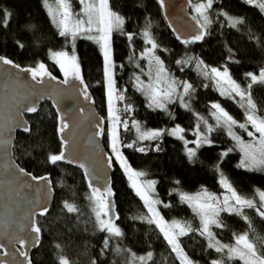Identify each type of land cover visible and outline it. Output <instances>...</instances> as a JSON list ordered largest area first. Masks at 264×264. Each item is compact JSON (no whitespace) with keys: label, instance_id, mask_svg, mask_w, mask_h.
I'll use <instances>...</instances> for the list:
<instances>
[{"label":"trees","instance_id":"trees-1","mask_svg":"<svg viewBox=\"0 0 264 264\" xmlns=\"http://www.w3.org/2000/svg\"><path fill=\"white\" fill-rule=\"evenodd\" d=\"M204 2L191 0L190 12L201 21L203 18L195 12V5ZM72 4L77 9L80 6L79 0H72ZM109 4L124 20L122 30H114L111 41L115 87L124 97L120 110L126 105L130 107V111L121 113L122 128L118 129L121 152L133 170L145 173L143 177L154 182L163 219L191 226L192 231L178 242L193 264H212L222 258L224 264H242L208 247L207 236L200 234L199 215L181 197L205 191L221 195L226 192L221 184L223 178L240 196L253 200L256 207L261 206L259 193L264 192V169L239 166L243 154L227 129L220 127L212 115L216 111L212 105L219 104L238 123H245L246 110L241 107L239 97L222 95L215 79L205 77L203 71L204 66L207 70L227 69L231 78L246 89L251 82L247 74L256 75L264 70V10L246 0H213L207 10L210 23L204 28L203 40L184 43L171 34L157 0H109ZM5 13H10L7 20ZM145 31L157 45L155 54L163 62L166 73L180 88L178 97L165 101V108L150 106L149 98L137 83L139 77L146 85L152 77L150 70L154 73V62L150 64L142 56L151 46ZM59 51L78 58L85 88L105 118L104 145L115 166L112 175L118 214L115 225L122 235L116 237L100 230L89 199L92 189L82 173L61 161L55 164L49 161L51 154L61 152V142L57 115L49 103H44L36 115L27 118L30 133H19L14 146L17 163L35 177L49 176L56 192L51 209L37 218L41 241L32 254V264H60L61 258H66L69 264H132V254L140 257L148 253H152V258L147 264H181L159 227L148 222L150 216L144 200L131 186L128 174L107 145L110 116L105 61L100 47L84 36L75 41L60 36L44 0H0L2 57L23 68L44 63L59 78V65L51 59L52 53ZM185 82L192 89L183 95ZM249 91L257 115L264 116V83H253ZM134 122H138L142 131L160 130L163 134L141 140ZM177 126L184 130L183 139L172 134L171 130ZM198 132L211 143L197 147L194 142L201 138ZM233 132L244 141L250 139L238 126L233 127ZM129 144L133 147H127ZM139 148L145 150L141 152ZM188 148H196L195 157H188ZM66 203L74 205L77 211L69 212ZM243 215L248 220L232 212H221L218 219L223 226L215 225L211 229L216 240L231 245L237 234L247 232L264 252V217L256 208H244Z\"/></svg>","mask_w":264,"mask_h":264},{"label":"snow or ice","instance_id":"snow-or-ice-1","mask_svg":"<svg viewBox=\"0 0 264 264\" xmlns=\"http://www.w3.org/2000/svg\"><path fill=\"white\" fill-rule=\"evenodd\" d=\"M54 2L55 7L49 4V0H44L49 15L52 17L53 22L59 29L60 36L65 38L70 37L72 41H75V39L79 36H84L87 39L94 40L101 46L105 61L104 71L107 78L108 110L112 121L111 148L115 154V159L128 174L131 186L144 200V203L148 208V212L151 213V217L148 222L154 223L159 227L160 232L163 233V236L167 243L171 246L172 251L180 258L181 264H193V262L183 252V249L180 247L178 242L179 236L186 235L189 231H192L191 226L178 221H173L169 224L162 216H160L155 206L161 202L153 199L149 194L152 190H154V182H142L140 177H143L145 173L133 170L127 163V160L120 149L118 127L121 124V120L118 114L119 110L116 108V102L123 100L124 97L119 93V90L116 89L113 78L114 65L111 58V36L114 30H122V26L124 24L123 18L111 10L109 0H79V4L81 5L79 12H74L72 10V0H54ZM159 2L163 6L165 0H159ZM246 2L248 4H255V6L264 10V0H246ZM212 4L213 0H206L204 3H198L195 5V12L199 17L203 18L201 21L197 19V17H193L194 20H197L200 29H204L206 25L210 23L207 16V10L212 7ZM9 17L10 13H5V20ZM204 35L205 33L203 31L198 32L193 37V40H201ZM144 36L147 38L151 48H149L146 53H143L142 56L149 57L150 64L154 60V74L150 70V76H153V79L152 82H149L147 85H145L139 80V77H137L139 90L147 95L151 102L150 106L154 105L157 108H165V101L171 100L177 91L176 81L170 80L167 77L163 62L158 57L154 56V50L157 45L151 39L150 33L145 31ZM131 38L132 35L129 34V39ZM188 42V40L184 41V43ZM52 58L59 65L64 74V79L61 81L62 84H69L70 77L83 83L78 58L74 54L70 55L66 51L53 52ZM0 62L19 68V65H14L12 60L6 59L2 56H0ZM199 66L200 65H198V67ZM204 68L205 70L203 71V75L205 77L215 79L216 85L219 86L221 94L228 95L233 99L239 97L241 107H244L246 110V122L238 123V121L219 104L212 105V107L216 110L212 113V115L215 117L218 125L227 129V134L232 137L243 154L239 166L248 170H254L257 168L264 169V116L257 115L256 104L253 102L249 91L253 83H264V70H261L259 75L248 73L247 76L250 78L251 82L248 84L246 89H242L240 85L231 78L227 69L221 72L217 68H211L210 70H207V66H204ZM25 71H29L31 73L33 80H35L37 84H43L45 82L44 77H50L53 80L55 79V77L51 76V73L48 72L44 63H40L37 67L32 69H25ZM165 84L167 87L163 86ZM191 89V84L186 82L183 84V91L185 94H187ZM55 94L58 95L59 93L57 92ZM85 99H89V97L85 96ZM185 106L187 107V105ZM24 111L34 113L37 111V107L33 104L26 107ZM124 111H130V107L126 105ZM60 120L61 127L59 131L63 133L68 127V124L64 122L63 117H61ZM134 125L139 133V139L141 140L155 139L163 134L160 130L142 131L138 122H134ZM249 125L253 131L248 130ZM234 126L244 129L247 132V135L252 139L244 141L240 136L233 132ZM124 127H128L126 122H124ZM23 130L25 132L30 131L26 125H24ZM212 130V127L209 126L208 131L211 132ZM171 131L173 135H177L182 133L184 130L177 126V128H174ZM197 134L201 137L194 142L197 147L201 143H211V141L208 140L202 133L198 132ZM180 138L183 139V136ZM64 146H67V140H64ZM127 147H133V145L129 144ZM138 150L142 152L145 149L139 148ZM229 151H231V149ZM187 155L189 158L195 157L196 148H188ZM224 155H227V152H225ZM48 159L51 163L55 164L56 162L65 160V155L64 152L51 154ZM109 160H111V157H109ZM80 167L84 168L85 166L80 164ZM19 171L23 172L24 170L20 169ZM87 171L88 170L85 168L86 173ZM33 179H36V177H33ZM41 179H43V177H41ZM221 184L224 185L228 193L223 197L222 201L218 197H215L206 191L198 193L195 196L182 194L181 198L185 202L189 203L193 210L199 215L201 219L200 234L207 236L209 248H214L218 253H224L228 260L238 259L239 261H242V264H264V252L260 251L257 243L250 239L247 232L237 234L235 236V242L229 245L221 244L218 240H216L215 234L211 231L212 225H216L217 227L223 226L218 218L220 213L224 211L242 215L245 220H248V217L243 215V209L256 208L257 213L261 217H264V192L259 193L261 206L256 207L253 200L240 196L226 179L222 178ZM112 195L113 193L108 187H105L103 192L100 188L92 187L89 199L94 205L95 216L100 230L119 237L122 233L119 227L113 222L112 204L109 199ZM65 207L69 212L77 211V208L74 205L66 203ZM32 231L39 233L40 229L38 227H34ZM12 239L20 244L25 243V241L19 236H13ZM107 243L108 242L106 240L105 246H107ZM0 247H3V245H0ZM20 254L27 256V252H21ZM5 255H7V253H5ZM132 257V264H147V261L152 258V253H148L147 256L140 257H136L135 254H132ZM60 264H69V261L66 258H61ZM212 264H224V259L214 260Z\"/></svg>","mask_w":264,"mask_h":264},{"label":"water","instance_id":"water-1","mask_svg":"<svg viewBox=\"0 0 264 264\" xmlns=\"http://www.w3.org/2000/svg\"><path fill=\"white\" fill-rule=\"evenodd\" d=\"M160 6L177 41L199 43L203 40H193L204 29H200L193 19L191 0H165ZM25 69L32 68H16L0 62V245H3L0 247V264H32V254L41 241V233L32 229L38 227V216L46 215L55 201L51 178L40 176L33 179L35 176L23 169L14 157L18 134L30 133L27 118L36 115L44 103L52 106L58 118L61 152L65 155L61 162L79 170L89 188L97 187L102 192L105 187L110 188L114 224L118 218L112 178L115 166L103 140L105 118L98 111L92 94L85 89L84 79L81 83L70 77L69 84H62L64 74L59 67L61 77L54 80L44 77L45 82L37 84ZM33 104L37 107L36 112L24 111ZM61 117L68 124L63 133L59 131ZM24 125L30 131L25 132ZM64 140H67L66 147ZM80 164L85 167L81 168ZM13 236H19L25 243H17ZM21 252H27V256Z\"/></svg>","mask_w":264,"mask_h":264},{"label":"rangeland","instance_id":"rangeland-1","mask_svg":"<svg viewBox=\"0 0 264 264\" xmlns=\"http://www.w3.org/2000/svg\"><path fill=\"white\" fill-rule=\"evenodd\" d=\"M49 4H51L53 7H55V2H54V0H53V2L52 3H49ZM253 5H255V4H253ZM80 9H81V5L78 7V9H77V5H73L72 4V10L74 11V12H79L80 11ZM94 34V33H93ZM111 41H112V36H111ZM99 47H100V49H101V46L99 45V44H97ZM149 48H151V46L149 47ZM148 48V49H149ZM147 49V50H148ZM101 51H102V49H101ZM111 52H112V43H111ZM103 53V52H102ZM146 53V52H145ZM154 56L155 57H157L156 56V54H155V50H154ZM143 57H146L147 59H149V57H147V56H143ZM111 58H112V55H111ZM51 59H52V61L53 62H55V60H53V58L51 57ZM113 61V60H112ZM152 62H154V60L152 61ZM113 65H114V63H113ZM163 66H164V64H163ZM217 69H219V68H217ZM221 72H223L224 71V69H219ZM154 74V73H153ZM166 75H167V77L170 79V80H173V79H171L169 76H168V74L166 73ZM256 75H259V74H256ZM113 78H114V81H115V72H114V67H113ZM152 79H153V76L151 77V80L150 81H148L147 83H146V85L149 83V82H152ZM164 87H167V85L165 84V85H163ZM176 87H177V84H176ZM179 91H180V88H178L177 87V91H176V93L173 95V97L171 98V100H173L174 98H176V97H178L179 96ZM182 92H183V95L185 94L184 93V91L182 90ZM120 93V92H119ZM121 94V93H120ZM122 95V94H121ZM183 95H182V97H183ZM121 101H123V100H119V101H117L116 102V108L119 110V112H118V114H119V116H120V120H121V122H122V115H121V113H123V111L124 110H120L121 109V107L119 106V104H121L120 102ZM122 128V123L119 125V127H118V129L120 130ZM249 131H253V129L251 128V130H249ZM111 133H112V121H111V118H110V120H109V125H108V135H107V138H106V142H107V145H108V147H110L111 148ZM176 137H181V136H183L184 137V135H183V132L182 133H179V134H177V135H175ZM252 138L250 137V139L249 140H251ZM119 143H120V140H119ZM187 144V143H186ZM120 145V144H119ZM140 180L142 181V182H144V183H147V182H149V180H147V179H145L144 177H140ZM151 182H153V181H151ZM224 186V185H223ZM225 188V187H224ZM226 189V188H225ZM135 190V189H134ZM136 191V190H135ZM150 196L153 198V199H155V200H158L157 199V197H156V193H155V184H154V190H152L150 193ZM228 193H227V190H226V192H224V193H222L221 195H213V196H215V197H218L221 201L223 200V197L225 196V195H227ZM212 195V194H211ZM141 197V196H140ZM156 207V209H157V211L159 212V214H160V211H159V203L155 206ZM149 213V212H148ZM149 216L151 217V213H149ZM161 216V215H160ZM201 220V219H200ZM166 222H168L169 224L170 223H172L173 221H171V222H169V221H166ZM179 222V221H178ZM213 226H215V225H212L211 226V229L213 228ZM184 236V235H183ZM180 237H182V236H179L178 237V240H179V238ZM180 259V258H179Z\"/></svg>","mask_w":264,"mask_h":264}]
</instances>
